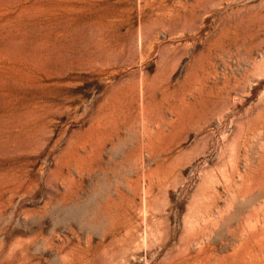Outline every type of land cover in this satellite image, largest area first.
<instances>
[{"label": "rangeland", "instance_id": "obj_1", "mask_svg": "<svg viewBox=\"0 0 264 264\" xmlns=\"http://www.w3.org/2000/svg\"><path fill=\"white\" fill-rule=\"evenodd\" d=\"M0 264H264V0H0Z\"/></svg>", "mask_w": 264, "mask_h": 264}]
</instances>
